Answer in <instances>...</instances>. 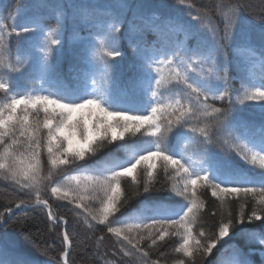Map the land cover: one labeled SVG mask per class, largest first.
Wrapping results in <instances>:
<instances>
[{"label": "trees", "instance_id": "obj_1", "mask_svg": "<svg viewBox=\"0 0 264 264\" xmlns=\"http://www.w3.org/2000/svg\"><path fill=\"white\" fill-rule=\"evenodd\" d=\"M82 6L95 7L94 10H80L85 21L102 20L104 17L101 8L111 10L121 20V32L115 40V47L121 55L111 64L108 98L113 105L116 100L115 104L120 105L123 110L143 113L149 103L144 91L152 81L155 84V79L161 80L155 89L161 100L170 102L173 96L179 98L178 93L184 85L172 75V67L177 66L181 60L191 62V59H196L193 54L201 55L212 50L211 38L216 34L223 36L229 20L241 11L244 13L241 14V23L228 50L227 60L217 54L218 68H226L228 71L230 95L225 100L210 99L207 102L208 112L211 113L212 107L231 104L235 98L231 89L241 90L243 93L244 86H264V20H253L250 16L264 15V0H119V3H113V0H71V3L69 0H0V23L4 25V31L0 34V48L5 51L4 60L9 62L12 59L8 54L9 49L31 57L23 72L10 76L9 90L12 94H24L42 86L63 97L74 99L91 89L90 74L97 70L89 60V49L95 43L94 29L72 15L74 7ZM61 10L65 13L59 34L61 42L57 46L49 45V53L54 49L51 63L47 70H42L40 54L36 49L40 45L43 29L56 25L60 19L58 11ZM245 20L251 21V24H244ZM166 22L174 24L165 28L170 34L171 28L179 25V30L173 34L176 42L174 45H163L156 30ZM23 28L30 30L18 36ZM55 38L53 29L49 31L48 39L50 41ZM241 45L253 52L244 50L238 54L233 51ZM161 47H164V51L151 56L153 63L151 68L147 67L146 56L151 49ZM128 62H138V66L143 64V70L138 67L140 78L124 79V75L129 70L132 71ZM130 66L133 67L132 64ZM134 66L137 67V63ZM37 78L41 79V85H36ZM106 78L103 74H98L101 84ZM195 79L212 94H219L225 87L221 81ZM190 123L197 129L195 133L183 126L177 127L162 143V150L179 158L185 150L186 157H191L193 167L200 166L207 171L210 179L221 183L222 188H264V169L260 166L264 145L256 142L264 139V102L246 101L244 105L235 106L225 129L214 122L213 115H202ZM230 132L242 140L243 151L233 142ZM204 135L211 137L218 148H228L230 151L209 146L200 165L199 146L188 140L192 136L204 138ZM156 140L157 138L145 136L142 132L131 137L126 134L123 141H117L81 162L80 167L92 169L111 160L131 162L130 154L154 150ZM143 147L147 148L144 150ZM253 157L256 158L255 161ZM203 174L202 172L201 175ZM126 179L127 183H131V175ZM137 179L142 180V176ZM181 187L182 181L175 173L171 169L165 170L157 162L150 191L142 193L141 186L142 194L132 193L129 204L121 212L110 214L104 224L88 217L83 208L76 207L75 202L46 197L51 217L65 223V234L70 241L67 262L144 264L143 253L147 252L148 264H177L178 260H183L185 264H198L200 253L192 247L189 248L192 253L190 256L176 251L183 243L182 233L173 234L170 231L163 240H157L155 245L147 236L142 240L137 237L134 241L139 240L141 251L134 252L130 251V246L123 240V234L117 237L108 232L109 223L112 227L121 228V221L128 224L139 223L140 221L134 220L137 217L166 220L179 218L188 206V201L183 196L175 194ZM125 188L126 183L122 180V192ZM153 188L157 190H151ZM213 191L211 186L204 183L196 186L197 202L203 206L193 226V236L196 239H201L197 234L199 231L205 232V235L218 233L222 214L235 215L237 218L243 214L245 221L237 220L229 228V234L220 239L212 249L211 255L203 257L202 264H221L226 258L229 264H238L239 260L243 264H264V246L255 240L256 234H264V219H248L251 215L252 197L213 196ZM28 199L25 191L18 186H13L10 181L0 180V212L6 215V207L14 208L21 200ZM35 202L33 196L32 202L25 204L32 205ZM66 249L63 225L50 221L45 209L41 207L14 212L0 228V264H62L60 256Z\"/></svg>", "mask_w": 264, "mask_h": 264}, {"label": "clouds", "instance_id": "obj_2", "mask_svg": "<svg viewBox=\"0 0 264 264\" xmlns=\"http://www.w3.org/2000/svg\"><path fill=\"white\" fill-rule=\"evenodd\" d=\"M69 2L71 3V0ZM113 3H119V0H113ZM85 8L95 9L87 6L74 7L72 15L79 22L94 29L95 43L89 49V60L97 70L90 74L92 87L83 97L69 99L42 86L24 94H12L9 90L10 76L23 72L31 57L14 53L9 49L8 54L12 59L6 62L5 51L0 48V180L10 181L13 186L25 191L29 199L23 201L24 203H31L33 196L36 202L42 204H47L46 197L66 200L69 203L75 202L76 207L83 208L88 217L104 224L110 214L121 212L129 204L132 193L141 195L150 191V182L156 169L152 165L155 164L157 167L159 162L162 168L171 169L182 181L180 191L175 194L183 196L188 201L186 210L176 219L137 217L134 220L140 222L134 224L121 221L123 227L120 230L130 240L137 237L144 239L147 236L152 242L155 235H150V232L156 233L157 229L166 230L167 234L170 231L173 234L182 233L183 243L176 251L189 256V248L192 247L200 253L197 260L198 264H202L203 257L211 255L214 244L209 241L215 238L213 234L205 235L203 231L197 233L201 239L193 236V226L203 206L201 204L192 206L188 189H191V196L195 197L197 184L204 183L214 189V195L215 190H219L225 196H251L249 220L259 221L264 219V188L246 186L222 188L221 183L210 179L207 171L202 170L200 166L193 167L191 157H186L185 150L181 158H174L162 150V143L174 129L180 126L195 133L197 129L190 122L202 115H213L214 122L225 129L235 106L244 105L246 101L264 102V90H262L264 86H244L243 93L241 90L231 89V94L235 97L231 104L226 107H212L211 113L208 112L207 102L210 99L217 101L229 98L230 78L226 68L223 70L218 68L217 54L227 60L228 50L233 44L237 27L241 23V14L244 12H239L229 20L223 36L216 34L211 38L212 50L201 55L194 54L192 56L196 59H191V62L181 60L177 66L172 67V75L184 85L178 93L179 98L173 96L168 103L158 99L155 89L161 80L155 79V84L152 81L146 86L151 101L149 110L146 114H136L114 108L108 98L111 64L121 55L115 47V40L121 32V20L111 10L101 8L104 17L102 20L85 21L80 15V10ZM58 12L60 19L57 20L56 25H49L43 29L40 45L36 49L40 54L42 70H47L51 63L54 49L49 53V45L57 46L61 42L59 34L65 13L63 10ZM250 16L253 20H264V15ZM243 23L250 25L251 21L245 20ZM53 29L56 38L49 41L48 33ZM21 30L18 36L29 31L28 28ZM3 31L4 25L0 23V34ZM244 50L252 51L243 45L233 49L238 54ZM146 63L147 67L151 68L153 59L148 58ZM98 74L107 77L103 84L100 83ZM195 78L199 81H221L225 87L219 94H212L198 84ZM35 83L41 85V79L37 78ZM76 113L79 115H75ZM65 129L68 130V135L61 134V130ZM142 129L145 136L157 138L154 150L142 154H130L131 162L111 160L92 169L80 167L81 162L90 159L117 141H123L126 134L131 137L141 133ZM73 135L77 137L78 142L70 147L69 140ZM231 139L241 151L244 150L241 147L242 140L234 137L232 133ZM188 141L198 144L200 165L204 159L203 154L209 146L218 148L213 139L207 135H204V138L192 136ZM218 149L230 151L228 148ZM255 159L253 157V161ZM260 166L264 169V156L260 157ZM85 173L88 175H84ZM129 175H131V183H127L126 178ZM138 176H142V180L138 181ZM122 180L126 183L124 192L121 190ZM101 217L104 219L101 220ZM221 221L220 229L223 231L225 225L233 223V215L222 214ZM108 227L112 228L111 223ZM255 240L264 246V234H256ZM177 264H185V262L178 260ZM238 264L243 262L239 260Z\"/></svg>", "mask_w": 264, "mask_h": 264}, {"label": "snow or ice", "instance_id": "obj_3", "mask_svg": "<svg viewBox=\"0 0 264 264\" xmlns=\"http://www.w3.org/2000/svg\"><path fill=\"white\" fill-rule=\"evenodd\" d=\"M172 25H174V24H172L170 22H166L163 27H160V28L156 29L158 34H159L160 40L163 42V45H165V46L174 45L176 43L174 41L173 34L176 31L179 30V25H176L175 27L171 28V33L172 34H170L168 31H165V28H168V27H170ZM134 30H136V29H134ZM163 51H164V47H161L160 49L153 48V49H151L150 54H148L146 56V58H150L151 56L161 54ZM61 134L64 135V130H61ZM89 138L91 139V135L89 136ZM69 146L70 147L72 146V139L69 140ZM152 167L155 169L156 165L153 164ZM188 193H190L189 199L191 201L192 206L196 207L198 205L196 196L195 197L191 196V189L190 188L188 189ZM215 193H216L215 195L213 193H212V195L213 196L223 195L222 193L219 192V190H215ZM22 204H25L23 202V200H21L20 204L16 205V208H21ZM45 205L47 206V204H45ZM6 211L11 214L14 210L11 207H6ZM50 215H51V213H50ZM6 217L7 216H5L4 213L0 212V222H3L6 219ZM100 219L103 220L104 217H101ZM248 219H249V217H248ZM237 220L239 222H244L245 221L244 215L241 214V216L239 218H237L235 215H233V223L225 225L223 231H221V229H220V225L222 223V221H220V223L218 224V233L217 232H213V237L215 239L214 240H210L209 243H213L214 247H215L220 239L224 238L225 236H227L229 234V228L232 227L235 224V222H237ZM101 224H103V223H101ZM108 232L114 233L117 237H120L123 234L121 232L120 228H116V227H112L111 229L108 227ZM166 234H167V231L163 230V229H157L156 233H151L150 232V235H155V239L153 240L152 243L155 245L157 243V240H163ZM63 239H64V241H67L68 240V236L65 235ZM123 240L126 241L128 246H130V251H134V252H140L141 251L140 246H139V240H135V241H134V239L130 240L124 234H123ZM129 254L130 253H125V255H129ZM188 255L190 256V255H192V253L189 251ZM147 257H148V253L144 252L143 253L144 264H148ZM223 264H229L228 258L223 260Z\"/></svg>", "mask_w": 264, "mask_h": 264}, {"label": "rangeland", "instance_id": "obj_4", "mask_svg": "<svg viewBox=\"0 0 264 264\" xmlns=\"http://www.w3.org/2000/svg\"><path fill=\"white\" fill-rule=\"evenodd\" d=\"M75 115H79V113H76ZM64 135H68V130L67 129L64 130ZM77 142H78L77 137L75 135H73L72 136V144H75Z\"/></svg>", "mask_w": 264, "mask_h": 264}, {"label": "water", "instance_id": "obj_5", "mask_svg": "<svg viewBox=\"0 0 264 264\" xmlns=\"http://www.w3.org/2000/svg\"><path fill=\"white\" fill-rule=\"evenodd\" d=\"M10 216V213H8V217ZM4 222H2L3 224ZM67 243L69 244V241L67 240ZM63 260L66 261V253L63 255Z\"/></svg>", "mask_w": 264, "mask_h": 264}]
</instances>
